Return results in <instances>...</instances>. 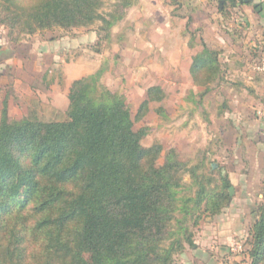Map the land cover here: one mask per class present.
I'll use <instances>...</instances> for the list:
<instances>
[{
	"label": "trees",
	"instance_id": "trees-1",
	"mask_svg": "<svg viewBox=\"0 0 264 264\" xmlns=\"http://www.w3.org/2000/svg\"><path fill=\"white\" fill-rule=\"evenodd\" d=\"M103 6L0 0V23L12 35L90 27ZM200 57L197 84L223 79L217 51L205 46ZM103 72L74 80L66 112L54 119L1 120L0 264H173L192 244V224L228 205L229 176L213 186L212 175L199 176L201 164L188 167L174 150L159 164L163 147L143 145L147 132L135 123L163 98L161 88H149L133 117L125 97L101 84ZM250 241L253 264H264V201Z\"/></svg>",
	"mask_w": 264,
	"mask_h": 264
},
{
	"label": "rangeland",
	"instance_id": "rangeland-1",
	"mask_svg": "<svg viewBox=\"0 0 264 264\" xmlns=\"http://www.w3.org/2000/svg\"><path fill=\"white\" fill-rule=\"evenodd\" d=\"M166 2L168 10L163 0H104L103 19L90 27L12 35L0 23V122L4 115L14 122L64 114L68 82L102 68L101 84L125 97L133 117L158 86L163 98L150 101L135 123L147 132L143 145L163 147L159 164L174 150L188 167L201 164L199 176L212 175L213 186L227 175L233 187L218 215L192 224V244L173 264H253L251 230L264 201V19L257 23L252 11H264V0L242 1L239 13L225 8V20L220 3L228 4L221 0H212L209 18L197 0ZM171 8L178 19L170 22ZM191 39L222 46L231 60L227 78L211 82V93L200 94L187 78L188 63L177 61ZM191 182L184 173V183Z\"/></svg>",
	"mask_w": 264,
	"mask_h": 264
},
{
	"label": "crops",
	"instance_id": "crops-1",
	"mask_svg": "<svg viewBox=\"0 0 264 264\" xmlns=\"http://www.w3.org/2000/svg\"><path fill=\"white\" fill-rule=\"evenodd\" d=\"M164 1V3H163V6H164V8L165 9H167L168 10V8H170L169 7V3H167L166 2V0H163ZM198 1V3L200 4L199 5V7H198V10H201V12L203 13V14H205V17L206 18H209V12L208 11H206V9H208L209 7H211V5H212V0H197ZM221 2H225V3H227L228 5H222V3H220L221 5V8H223V6H227L226 8V10H229V11H233V12H238L239 13V11H241V10H243V9H241L240 7H239V3H241L242 1L241 0H221ZM248 1H246V3H247ZM191 3V2H190ZM162 10V9H161ZM173 10L174 9H172L171 8V12H172V14H170V18H169V21L171 22V20L173 19H178V16H176L177 14L176 13H173ZM209 10V9H208ZM224 11V12H221L222 14V18L225 20V19H227V16H225V14L227 13V11ZM245 12V11H244ZM261 12H262V14H261ZM261 12L258 14V13H255L254 11H252V13L253 14H256V17H255V19L257 20V23H260V24H262L263 23V13H264V11L263 10H261ZM164 13V12H163ZM246 14V13H245ZM166 15V14H165ZM261 16V17H260ZM205 18V19H206ZM260 18V19H259ZM259 19V20H258ZM166 23V27L169 29L170 28V24L171 23ZM202 22L204 23V27L206 26V28L208 27V22L209 21H207V20H202ZM263 26H264V23L262 24ZM154 26V25H153ZM153 26H151V27H153ZM257 27V26H256ZM208 29V28H207ZM0 37H1V35H0ZM205 46H207V47H209L210 49H212V50H215V51H217L218 52V59H219V62H220V64H221V68H224V70L222 71V74H223V76H225V78H227V76H228V73H229V70L232 68L231 67V60L229 59V57L227 58V59H224V57H223V54H224V52L226 51L225 50V48H223L222 46H221V48L220 47H218L219 49H217V47L216 46H212V45H209L207 42H205V41H203V40H193V39H191V40H189L188 41V43L186 44V46H185V49L183 48L182 49V51L181 52H179V53H177V61H184V62H186V63H188L186 66H187V75H188V79H191V83L194 85V87H197V88H200L201 90H200V94H202V95H204V94H206V93H211V91H212V88L214 87L213 85L211 86V83H209L208 85L207 84H197L195 81H194V79H193V75H192V71L194 70V68L196 67V66H198V64H200V62L202 61V59H201V54H202V52L204 51V48H205ZM4 47V46H3ZM3 49L4 48H0V52L1 51H3ZM190 50H193V53H191V55H190V59L188 58V55L187 54H190ZM3 57H2V54H0V66H2L3 65V61H4V59H2ZM189 59V60H188ZM189 61V62H188ZM1 74V73H0ZM186 75V76H187ZM1 76V75H0ZM84 76H86V75H83V77ZM80 78H82V77H80ZM76 79H79V77H75L74 79H71L69 82H68V85H67V89H68V92L67 93H69V89H70V87H71V85H72V83H73V81L74 80H76ZM62 84L64 85V83L62 82ZM203 87V88H202ZM68 95V94H67Z\"/></svg>",
	"mask_w": 264,
	"mask_h": 264
},
{
	"label": "water",
	"instance_id": "water-1",
	"mask_svg": "<svg viewBox=\"0 0 264 264\" xmlns=\"http://www.w3.org/2000/svg\"><path fill=\"white\" fill-rule=\"evenodd\" d=\"M245 1H248V0H245ZM230 194H233V187L232 186L230 187Z\"/></svg>",
	"mask_w": 264,
	"mask_h": 264
}]
</instances>
